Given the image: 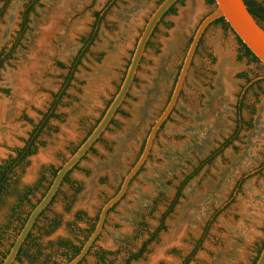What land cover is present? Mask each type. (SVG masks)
<instances>
[{
	"label": "rangeland",
	"instance_id": "rangeland-1",
	"mask_svg": "<svg viewBox=\"0 0 264 264\" xmlns=\"http://www.w3.org/2000/svg\"><path fill=\"white\" fill-rule=\"evenodd\" d=\"M27 1L10 0L1 17L0 52L12 47ZM109 1L39 0L30 15L29 29L0 71V163L23 146L51 106L82 39L93 29L95 13ZM161 1L115 0L104 13L94 42L56 108L61 117L50 119L51 128L40 134L36 154L23 165L24 180L34 178L41 164L50 159L58 165L61 158H68L100 117L120 88L141 32ZM257 1L264 5V0ZM4 2L0 0V8ZM214 6L206 0H183L176 5V14H168L159 24L124 104L93 149L71 171L62 193L33 231L30 242L36 239L45 254L46 247L71 234L68 222L77 211L94 219L119 189L171 96L198 24ZM241 99L244 120L252 126L244 128L237 140L187 183L166 220L167 229L131 264H178L214 214L190 264H252L264 241V66L243 55L237 36L222 23L212 24L205 32L176 108L128 193L109 212L105 228L83 264H96L93 252L99 248L116 252L129 246L143 219L151 228L158 225L165 206L160 204L150 217L155 198L160 192L173 197L185 175L229 137L236 127ZM74 182L82 190L67 209L65 195H72ZM39 195L37 190L34 200ZM9 208L1 205L0 223L6 221L4 213ZM55 216L61 223L47 234L45 220ZM85 228L84 222L76 225L77 231ZM146 237L145 233L134 242L140 244ZM12 238L6 236L1 247L5 249ZM122 256L117 255V264ZM15 264L32 263L23 257Z\"/></svg>",
	"mask_w": 264,
	"mask_h": 264
},
{
	"label": "trees",
	"instance_id": "trees-1",
	"mask_svg": "<svg viewBox=\"0 0 264 264\" xmlns=\"http://www.w3.org/2000/svg\"><path fill=\"white\" fill-rule=\"evenodd\" d=\"M4 1L5 2L3 4V6L0 8V19L4 15L6 8L10 2V0H4ZM114 1L115 0H110L101 11H98L95 13L96 20H95V23L93 25V29L87 37H84L82 39L83 45H82L81 49L79 50L78 54L74 57L71 65L69 66L68 74L66 75L65 80H64L60 90L56 94L53 95L54 99H53V102L51 104L49 111L47 113L44 112L43 117L40 120V122L34 126V129L32 130L33 132H32V137L30 139V142L27 143L28 145H25L21 148H17L19 151V154H20L19 158L16 159V158L10 156L7 160L0 163V191L3 189H5V190L8 189L9 190L8 194H11V192L13 191L12 189L11 190L9 189L13 185V183L10 181V178H9V174L11 173L10 172L11 167H20V165L23 163L22 160L25 158L26 154L36 153L38 150V138H39L40 134L43 133V131L46 127L51 128L50 126H48L50 119L61 117L60 114L56 113V108H57L58 104L62 101V98L64 97V95L66 93V89L69 87L70 81L72 80L74 73L77 70V67L81 63L82 57L84 56L85 52L88 50L89 46L94 42V40L97 36L99 24L104 17V13L110 8V6L112 5V3ZM38 2H39V0H28L25 3L24 9L21 12V21L19 23V29L16 31V34L13 37V40L11 41L12 47L9 49L7 47H4L2 49V51L0 52V71L4 67L5 63L8 60L12 59L15 49L20 45L21 40L23 39L25 32L29 29L30 15L32 12H34L35 6L37 5ZM180 2L183 3V0H180L178 3H180ZM206 2L208 4L215 5V0H206ZM245 2L248 5L250 12L258 20V22L264 27V5L257 0H245ZM171 13L176 14V5L173 6L168 11V13L165 15V17ZM216 23H222L224 25V27L231 29L230 25L225 21L224 18H220V19L216 20L213 24H216ZM237 38H238V41L241 45V50L243 51V55L249 57L251 60H253L257 63H261L259 61V59L252 53V51L243 43V41L239 37H237ZM0 90H3V89L0 88ZM111 101L108 103V106L111 103ZM241 106H242V99L239 100L238 104H237V121H236L235 129L232 131V133L229 135V137H227L220 144V146L217 149L213 150L211 152V154L205 160L201 161L199 167H196L189 174L185 175L184 179L177 186L176 193L174 194V196L170 197V196L166 195L164 192H160L159 195L155 198V200H154V202L150 208L149 216L154 217V213L156 211H159V209H158L159 205L163 204L165 206V209L160 211V217L158 218L159 223L157 226L151 228L149 226V224L143 219L135 231L134 241H136L139 237L143 238L145 233L147 234V237L140 244L133 241V242L129 243V246H126L125 248L119 249L116 252L107 251L103 248H99L98 250L93 252V256L96 258V264H117V262H116L117 261V255H120V254H123L122 259H121V264H131L133 261L140 260L149 251V246L151 245V243L158 240L160 233L167 229L166 220L174 212L175 207L179 203L180 197L182 196V191H183L184 187L187 185V183L197 175V173L201 170V168L205 164H208L209 162H211L218 154L222 153V151L225 148H227L235 140H237L240 132L244 128H250L252 126V123L250 121L244 120V117H243L242 112H241L242 111ZM25 118L29 119V117H27V116ZM100 119L101 118H99L96 121L93 128L98 124ZM93 128L88 132V134L82 140V142L88 137V135L91 133ZM81 143H80V145H81ZM30 146L33 149L30 150L28 153V151H26V149L27 148L29 149ZM92 149H93V147H92ZM142 150H143V148H142ZM142 150H141V152H142ZM141 152H140V154H141ZM140 154H139V156H140ZM59 168L57 169V171L59 170ZM57 171H56V173H57ZM67 178L68 177H65V179L63 181L64 183L69 181V179H67ZM241 182L242 181L240 180L238 185H240ZM64 183H62L61 186H63ZM50 185L46 188L47 190L49 189ZM71 189L73 191L72 195H65L66 202H67L66 203L67 209H69L71 201L75 198L76 194H78L82 190V186H81V184L74 182V183H72ZM47 190H46V192H47ZM61 193H62V187L58 191L57 195H59ZM54 200L55 199H53L52 203L54 202ZM38 202H37V204H38ZM37 204H35V206ZM4 205H7V206L12 208L13 203H11L10 201H8V202L4 201ZM113 209H111V211ZM10 211H11V209L9 208L4 213L5 218L6 217L8 218ZM44 212H45V210L42 212V214ZM99 212H100V210H99ZM99 212L96 215V217L94 219H92V218H88V215L85 211H83V210L77 211L75 213L74 220L68 222L69 226L72 227L70 230L71 234L68 237L59 239L57 244L52 243V244H50L49 247H46L45 249L48 251L47 254L44 253V249L40 243L34 242L36 239H34V240H32V242H30L32 239V236H33V232H30L26 241H25L26 247L25 248L22 247L20 249L19 254L22 252L23 256L28 258L32 264H34V263H38V264H64L67 261H70L80 252L83 244L85 243V241L88 239L90 234L95 229L96 223H97L98 218H99ZM214 216H215V214H214ZM214 216L208 220L201 237L194 243L193 248L188 253L180 256V262L178 264H190L191 262L195 261V256L202 247V243L207 236L208 230L210 228V225L213 222ZM79 222H84L86 224V228L80 229L77 231L76 225ZM52 223H55L56 227H57L61 222L58 219V217H56V216L54 218H46L45 225L43 228H47L48 226H51ZM54 229H51L50 231H47L46 233L50 234ZM77 232H80V233H77ZM33 245H34V247H33ZM94 246L92 247V249L90 250L88 255L83 259V261L80 264H83L86 261V258L92 253ZM263 246H264V241L257 248V255L254 258L252 264L256 263L259 255L262 251ZM174 252H178V251L174 250ZM43 254H45V258L43 261H40V256H42ZM59 258H60V260H58ZM159 264H167V263L160 262ZM197 264H200V263H197Z\"/></svg>",
	"mask_w": 264,
	"mask_h": 264
},
{
	"label": "water",
	"instance_id": "water-1",
	"mask_svg": "<svg viewBox=\"0 0 264 264\" xmlns=\"http://www.w3.org/2000/svg\"><path fill=\"white\" fill-rule=\"evenodd\" d=\"M179 1L180 0H162L155 8V10L151 13L137 41L125 77L111 103L106 108L100 121L93 128L88 137L59 168L49 189L30 212L23 228L17 235L9 252L0 264H13L15 262L23 243L27 239L29 233L32 231L39 216L52 203L53 199L61 188V185L67 174L70 173L77 166V164L82 161V159L88 154L92 147H94L98 140L107 131L113 119L115 118L129 95L149 41L151 40L156 28L164 19L168 11L173 6L177 5ZM220 18L225 19L235 35L243 41V43L252 51V53L264 66V27L250 12L245 0H215L214 9L200 21L196 28V31L192 37L191 43L184 57L171 96L160 115L152 124L140 156L125 174L119 189L102 205L95 229L83 244L80 252L73 259L67 261L64 264H80L88 255L92 247L96 244L105 228L109 212L118 203H120L128 193L132 181L147 163L159 131L161 130L165 122L170 118L171 114L176 108L185 82L187 80L189 70L192 66L195 54L205 32L216 20ZM255 264H264V246Z\"/></svg>",
	"mask_w": 264,
	"mask_h": 264
},
{
	"label": "flooded vegetation",
	"instance_id": "flooded-vegetation-1",
	"mask_svg": "<svg viewBox=\"0 0 264 264\" xmlns=\"http://www.w3.org/2000/svg\"><path fill=\"white\" fill-rule=\"evenodd\" d=\"M107 106H106V108H107ZM50 107L47 109L46 113L49 111ZM106 108H105V110H106ZM105 110L101 113L99 118H101L103 116ZM98 119H96V121ZM96 121H95V123H96ZM95 123L90 127V129H88V131L86 132V134L82 138V140L86 137L88 132L93 128ZM32 132L33 131H31L29 133V136L24 141L23 146L28 145L27 143L30 142V139L32 137ZM82 140L80 141V143L82 142ZM80 143H78L73 149L70 150V155L75 152L76 148L78 146H80ZM23 146H21V147H23ZM21 147H19V148H21ZM32 149L33 148L30 146L29 149L28 148L26 149V151H28V153H29V151L32 150ZM35 154L36 153L26 154L25 158L22 160L23 163L20 165V167H11V171H10L11 173L9 174L10 181L13 183L11 188H9L10 190L11 189L13 190L11 192V194H8V191H9L8 189H6V190L3 189V190L0 191V207H1L2 204H4V201L8 202V200H10V202L13 203V206L11 208V211L9 212L8 218H6V221L0 223V263L2 262L4 257L9 252L12 244L14 243L17 235L19 234V232L23 228V226H24V224H25L30 212L34 208L35 204H37V202L45 195V192L47 190L46 188L52 183L53 179L56 176L57 169L59 167H61L62 164L67 160L66 157H63V158H61L60 163L58 165H56L54 163V161H51V159H50L48 163L41 164V167L37 171L36 176L34 178L32 177L29 180H24L23 179V175L25 173V170H24L25 167H23V165L26 164V163H29L30 162V158L32 156H34ZM19 156H20L19 151H18V149H16V151H15V153H14V155L12 157L18 159ZM78 165L79 164H77L76 167H78ZM70 173L67 174V176H66V177H68L67 179H69ZM37 190H40V195L38 197H35V200H34V193ZM57 197H58V195L54 199H56ZM24 204L28 205L27 209L22 208V206ZM50 206H48V208L45 210V212L39 216V218L36 221V223H35V225H34V227H33L31 232H33L34 229H36V227L38 226L39 221L46 214V212L48 211ZM55 226H56V224L52 223L51 226H48L47 228H44V230L46 232L50 231L51 229H54ZM6 236H11L13 238L9 242L8 246L5 249H3L1 247V245L3 243V240L6 238ZM24 243H23L22 247L25 248L26 247V242H24ZM23 257L24 256H23V254L21 252L20 254H18V256H17V258H16V260H15V262L13 264H15L17 261H21Z\"/></svg>",
	"mask_w": 264,
	"mask_h": 264
}]
</instances>
